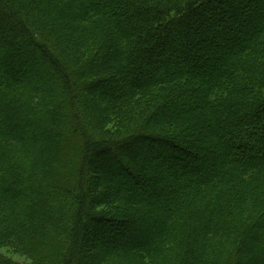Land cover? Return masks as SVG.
<instances>
[{"label":"trees","instance_id":"1","mask_svg":"<svg viewBox=\"0 0 264 264\" xmlns=\"http://www.w3.org/2000/svg\"><path fill=\"white\" fill-rule=\"evenodd\" d=\"M252 1L0 0V250L30 264H264Z\"/></svg>","mask_w":264,"mask_h":264},{"label":"rangeland","instance_id":"2","mask_svg":"<svg viewBox=\"0 0 264 264\" xmlns=\"http://www.w3.org/2000/svg\"><path fill=\"white\" fill-rule=\"evenodd\" d=\"M256 2H259V0H253L252 1V4L254 5V4H256ZM186 159H187V162L189 163V167L190 168H193V167H197L198 166V162L197 161H194L192 158H190L189 156L188 157H186ZM176 168L175 169H172V170H174V171H176V172H178V171H181V170H184V169H182V167L181 166H175ZM119 176V175H118ZM120 177V176H119ZM106 232V230L104 231V234H107V235H110V234H112L113 232H109V233H105ZM92 237V236H91ZM0 254H2V255H4V256H6V257H8V258H11L14 262H16L17 264H30V262L28 261V260H25V258H23V257H19V256H14V255H12L11 253H8L7 251H5V250H0Z\"/></svg>","mask_w":264,"mask_h":264}]
</instances>
